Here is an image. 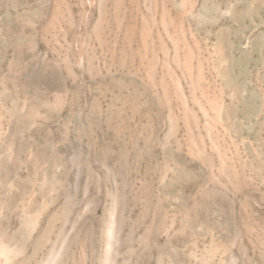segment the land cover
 Here are the masks:
<instances>
[{
  "label": "rangeland",
  "instance_id": "374dc122",
  "mask_svg": "<svg viewBox=\"0 0 264 264\" xmlns=\"http://www.w3.org/2000/svg\"><path fill=\"white\" fill-rule=\"evenodd\" d=\"M114 3L0 0V264H264V0Z\"/></svg>",
  "mask_w": 264,
  "mask_h": 264
},
{
  "label": "bare ground",
  "instance_id": "6f19581e",
  "mask_svg": "<svg viewBox=\"0 0 264 264\" xmlns=\"http://www.w3.org/2000/svg\"><path fill=\"white\" fill-rule=\"evenodd\" d=\"M112 1V0H111ZM114 2V1H113ZM119 3H120V0H115V3H114V7L116 8V6H118L119 5ZM165 15H167L165 12H164V14H163V17H162V22H164V20H166V18L165 17H167V16H165ZM101 20H99V22H100ZM102 22V21H101ZM165 26V25H164ZM129 27V26H128ZM145 28V31L143 30V32H142V34H143V40H144V43L143 44H145V49H148V44H147V39H148V37H149V34H150V31H148L147 29H146V25L144 26ZM130 29H131V27H130ZM150 30V29H149ZM127 31H128V29H127ZM128 34H129V31H128ZM174 55H175V57L176 58H178L179 57V49H177L176 47H174ZM189 58H190V53H187V55L185 56V58H184V64H185V66H188L189 65ZM178 88L181 90V86H180V84L178 83ZM184 97V96H183ZM49 176V175H48ZM52 188H54V186L52 187ZM49 191V190H48ZM46 200V199H45ZM47 216V215H46ZM38 217V216H37ZM37 224H39V223H37ZM111 231H112V234L114 233V222L112 223V225H111ZM109 237V236H108ZM113 237V236H112ZM65 245V244H64ZM16 249V248H15ZM15 249H13V248H10V249H8L7 250V248H6V253H3L4 255H5V257H4V259H5V263H7L8 262V260H9V258L11 259L12 258V252H15L16 250ZM58 250V249H57ZM63 250V249H62ZM37 251H39V248L36 246V247H34V248H32V250L29 252V253H25V256H24V258H25V262L26 263H28V264H31V263H33V262H35V261H37ZM4 252H5V250H4ZM60 256V253L59 254H55V253H51V254H49V255H47V256H45L44 257V259L43 260H41V262H39L38 261V263H35V264H55V262H56V259H58V257ZM60 258V257H59ZM106 258L108 259L107 261H106V264H112L111 263V259H112V257H111V255H110V253L108 252V254H107V256H106ZM76 261V260H75ZM3 262V263H4ZM104 263V262H103Z\"/></svg>",
  "mask_w": 264,
  "mask_h": 264
}]
</instances>
